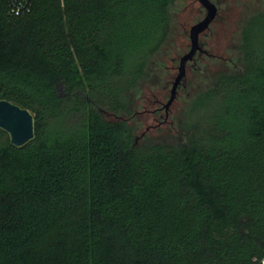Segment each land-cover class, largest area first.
<instances>
[{"label": "trees", "instance_id": "trees-1", "mask_svg": "<svg viewBox=\"0 0 264 264\" xmlns=\"http://www.w3.org/2000/svg\"><path fill=\"white\" fill-rule=\"evenodd\" d=\"M172 2L34 0L12 16L0 0V98L34 116L22 147L0 129V264L264 257V10L241 31L243 69L219 76L205 93L219 107L180 143L139 146L100 113L127 111Z\"/></svg>", "mask_w": 264, "mask_h": 264}, {"label": "rangeland", "instance_id": "rangeland-1", "mask_svg": "<svg viewBox=\"0 0 264 264\" xmlns=\"http://www.w3.org/2000/svg\"><path fill=\"white\" fill-rule=\"evenodd\" d=\"M212 1L218 13L199 37L207 53L186 64L185 76L167 113L164 109L160 113L157 108H164L171 94L180 57L190 48L191 26L205 15V9L197 0H173L170 4L169 31L149 60L145 75L132 83L127 93L130 99L127 111L101 108L100 113L106 120H123L132 127L137 145H176L194 134L196 127L205 126L221 103L217 97L205 98V93L221 74L243 69L241 31L247 18L264 10V0ZM58 90L64 93L63 87Z\"/></svg>", "mask_w": 264, "mask_h": 264}, {"label": "water", "instance_id": "water-1", "mask_svg": "<svg viewBox=\"0 0 264 264\" xmlns=\"http://www.w3.org/2000/svg\"><path fill=\"white\" fill-rule=\"evenodd\" d=\"M197 1L205 9V15L201 20L193 24L189 30L190 48L180 57L178 74L172 83L171 94L165 104V108L174 100L176 89L185 76L186 64L192 61L195 52L199 48L200 35L209 28L218 13L217 6L213 1ZM0 129L8 134L11 145L22 147L34 137V116L27 108L0 98Z\"/></svg>", "mask_w": 264, "mask_h": 264}, {"label": "built area", "instance_id": "built-area-1", "mask_svg": "<svg viewBox=\"0 0 264 264\" xmlns=\"http://www.w3.org/2000/svg\"><path fill=\"white\" fill-rule=\"evenodd\" d=\"M8 13L12 16H23L28 14L33 6L34 0H5ZM257 264H264V257L256 260Z\"/></svg>", "mask_w": 264, "mask_h": 264}, {"label": "flooded vegetation", "instance_id": "flooded-vegetation-1", "mask_svg": "<svg viewBox=\"0 0 264 264\" xmlns=\"http://www.w3.org/2000/svg\"><path fill=\"white\" fill-rule=\"evenodd\" d=\"M213 21H214V20H213ZM202 34H203V33H202ZM198 45H199V48H198L197 51L195 52L192 61H194V60L196 59L197 56H199V55H201V54H206V53H207L206 50H204L202 43L200 42V38H199V41H198ZM188 50H189V49H188ZM188 50H187V51H188ZM187 51H186V52H187ZM189 62H191V61H189ZM187 63H188V62H187ZM185 69H186V67H185ZM160 102H161V101H160ZM160 102H159V104H160ZM162 109H164L165 112L167 113V108H165V105H164V108H163V106L157 108V111H159V112L161 113ZM160 115H161V114H160Z\"/></svg>", "mask_w": 264, "mask_h": 264}]
</instances>
